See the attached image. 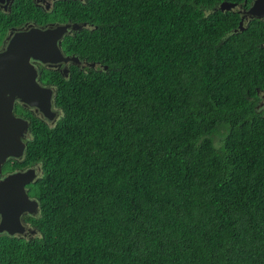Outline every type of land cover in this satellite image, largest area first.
Returning <instances> with one entry per match:
<instances>
[{
	"label": "trees",
	"instance_id": "1",
	"mask_svg": "<svg viewBox=\"0 0 264 264\" xmlns=\"http://www.w3.org/2000/svg\"><path fill=\"white\" fill-rule=\"evenodd\" d=\"M252 1L69 6L89 28L64 48L98 67L46 75L54 126L19 108L42 236L0 242L11 264H264V20L231 11Z\"/></svg>",
	"mask_w": 264,
	"mask_h": 264
},
{
	"label": "water",
	"instance_id": "2",
	"mask_svg": "<svg viewBox=\"0 0 264 264\" xmlns=\"http://www.w3.org/2000/svg\"><path fill=\"white\" fill-rule=\"evenodd\" d=\"M229 5H222V10ZM234 13H243V8L237 4L231 6ZM247 20L264 19V0H255L251 8L245 12ZM242 19L241 26L243 25ZM71 25L60 26L44 33L30 31L14 37L6 51L0 54V173L9 158L24 156L30 133V122L15 115V103L19 100L30 108L52 119L53 90L41 87L37 82V69L30 59L40 60L45 64H59L70 60L77 66L82 63L77 57H64L59 49V41ZM74 25L75 30L84 28ZM84 65L96 69V63L85 62ZM34 172L11 175L0 183V214L5 220H17L20 212L26 211L28 201L24 199V185L34 181ZM19 206V210H15ZM10 207L8 211L7 208ZM13 233V232H11Z\"/></svg>",
	"mask_w": 264,
	"mask_h": 264
},
{
	"label": "flooded vegetation",
	"instance_id": "3",
	"mask_svg": "<svg viewBox=\"0 0 264 264\" xmlns=\"http://www.w3.org/2000/svg\"><path fill=\"white\" fill-rule=\"evenodd\" d=\"M254 1L255 0H253L247 7L240 5L243 8V13L241 15L242 19L244 18V22L253 20H247L245 12L251 8ZM73 2H80L84 4L88 2V0H0V54L6 51L10 41L17 35H23L33 30L44 33L46 31L55 30L60 26L71 25L72 27L67 30L63 38L59 41L58 46L64 57L68 58L75 56L78 58V56L67 52L64 48V41L66 37L74 35V32L77 30L73 27L75 24H79L67 19L70 17V11L68 8ZM244 5L246 6L247 2H245ZM61 8H65L64 13L67 17L59 15ZM66 9L68 12L65 11ZM83 25L85 26L84 28H89L87 23ZM30 62L38 71L36 79L38 84L43 88L53 90L52 119L45 117L41 111H38L35 108L27 107L19 100L15 103V115L18 117L20 116L19 113L21 112L19 111V108L21 107L22 109L30 112L31 117L33 116L34 118L41 119L48 125L54 126L61 118L62 111L54 104V97L57 89L54 85L50 84L48 81L49 78L46 79V75L48 73L58 72L62 77L68 78L71 75L72 68L77 65H75L72 60L67 63L62 62L52 65L45 64L42 61L33 58L30 59ZM81 63L82 65L77 67L84 70L89 68L84 65L85 62L81 61ZM24 119L28 120L31 125V120L26 118V115ZM30 137L31 132L28 134V138L25 143H27ZM27 171L34 172L36 175L34 181L24 185V199L28 201V209L24 212H20L16 217V221L13 220V217L10 218L11 220H5L4 216L0 214V242H4L6 239H12L16 242L20 241L21 244L15 246V248H26L27 244L34 243L42 236V231L37 223L41 217V205L36 195V186L39 184L38 180L42 176V168L38 164L25 166L23 156L21 158H9L3 165L2 172L0 173L1 183L11 175L21 174ZM14 208L15 210H19V206H15ZM7 210L9 211L10 207H8ZM22 243H25V246H23ZM9 253L10 252L6 247V244L0 243V264H11V262L7 260Z\"/></svg>",
	"mask_w": 264,
	"mask_h": 264
}]
</instances>
